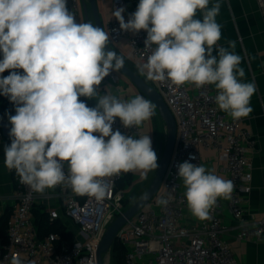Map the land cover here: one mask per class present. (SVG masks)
Instances as JSON below:
<instances>
[{
  "label": "clouds",
  "instance_id": "clouds-1",
  "mask_svg": "<svg viewBox=\"0 0 264 264\" xmlns=\"http://www.w3.org/2000/svg\"><path fill=\"white\" fill-rule=\"evenodd\" d=\"M210 3L139 0L127 22L123 7L112 15L122 31L147 33L150 54L138 65L147 79L170 82L175 89L211 85L218 108L239 120L253 110L256 85L243 79L235 42L229 41L233 51L218 46L221 0ZM109 40L103 28L77 22L67 0H0V95L15 106V114L8 115L11 144L5 146L4 164L34 192L65 185L100 200L110 191L106 178L129 172L146 176L158 168L148 134L113 131L116 118L125 129L140 127L153 116L154 105L140 95L124 100L98 91L105 77L124 66V58L107 48ZM80 97L97 103L89 107ZM177 167L194 217L209 219L218 199L231 198L233 181L215 169L188 161ZM10 264L32 262L17 256Z\"/></svg>",
  "mask_w": 264,
  "mask_h": 264
},
{
  "label": "built area",
  "instance_id": "built-area-1",
  "mask_svg": "<svg viewBox=\"0 0 264 264\" xmlns=\"http://www.w3.org/2000/svg\"><path fill=\"white\" fill-rule=\"evenodd\" d=\"M100 1L111 3L112 13L116 8L127 7V0ZM68 2L77 22H82V0ZM257 3L264 22V0H257ZM132 13L130 11L126 14L124 11L126 22ZM105 31L109 33L112 45L127 46L128 56L137 67L146 61L150 50L145 49V31L135 34L122 31L113 15ZM141 75L157 89L174 114L177 137L157 194L118 232L117 242L126 249L125 264H241L234 248L223 238L228 227L222 217V199H218L209 219L195 224L185 222L189 209L177 166L185 161L201 165L202 149L219 152L225 162L227 179L234 183L227 207L237 221V237L240 240L259 242L264 236V216L249 221L245 218L243 207L245 195L252 190L251 153L257 138L243 125L241 119L234 120L221 112L214 102L216 91L213 86L206 85L197 89L194 85L185 84L175 89L170 82H156ZM116 78L118 72H112L101 84ZM0 99L2 102L9 101L3 95H0ZM115 130L133 137L144 135L141 126L125 129L119 118L113 124ZM4 139L11 143L9 135L0 128V142ZM150 139L153 146L154 139ZM13 174V204L8 210L0 264H10L17 256L32 264H98L97 250L106 228L124 210L126 190L119 188L118 184L130 172L106 178L110 191L100 200L78 195L65 185L52 188L59 207L48 208L49 220L54 222L61 217V213L69 217L77 227L71 242L55 231L44 237L39 236L35 208L40 203L48 205V201L41 200L45 192H34L20 182L14 170ZM49 196V193H45V197ZM160 200H167V203H158Z\"/></svg>",
  "mask_w": 264,
  "mask_h": 264
},
{
  "label": "crops",
  "instance_id": "crops-1",
  "mask_svg": "<svg viewBox=\"0 0 264 264\" xmlns=\"http://www.w3.org/2000/svg\"><path fill=\"white\" fill-rule=\"evenodd\" d=\"M215 2L216 0H211L209 7ZM138 4L139 0H127V7L125 9L126 14L130 11L135 12ZM67 7L70 10L68 0ZM99 7L106 30L107 22L112 17L113 7L111 3L101 2L100 0ZM196 18L202 20V16L199 13H197ZM81 19L82 22H85L84 12L82 13ZM216 21L222 26V36L218 42V46H223L228 48L229 51H233V49L229 47V41L235 42L234 51L242 57L240 66L245 72V77L243 79L245 82L251 81L256 85V92L251 98V107L253 110L249 116L241 118L243 125L250 129L257 138V144L251 153L253 164L252 190L249 194L245 195L243 199L245 218L252 221L264 216V22L259 11L257 0H221V8L219 15L216 17ZM91 23L94 24L92 17ZM116 47L128 56V49L125 44H119ZM213 55H217L215 50L213 51ZM98 91L101 94L107 91L109 94L116 95L124 100L134 98L137 95L147 99L127 77L119 73L118 78L102 83ZM86 103L89 107H94L97 101L95 99H87ZM4 104L5 103L0 99V128L3 129L6 135H9L11 125L8 120V115H14V107L13 105H9L6 108ZM221 112L231 117L225 112ZM161 119L160 117L158 124V140L154 139V124L152 117L141 125L143 134H148L154 139L152 147L157 157L162 143V128H165L163 120ZM10 144L11 143L5 139L0 142V252L5 242L8 210L13 204L12 193L14 189V174L13 170H9L4 164V149L5 146H10ZM200 157L201 165L205 166L207 169H215L217 175L227 179L228 175L225 169V162L219 152L202 149ZM154 172L155 170L150 171L146 176H141L139 172H130V176L125 180L126 192L136 189L138 194H142L149 186ZM181 188L185 191L183 181ZM52 192H54L53 189H47L45 191V193H49V197H45V193L44 195L42 194L43 197L41 200L48 201V205H46L47 209L50 207H59V205H57V198ZM222 200L224 203L222 217L224 223L228 227V230L223 234V238L234 248L236 256L241 264H264V236L259 242L238 239L237 221L233 218L227 207L228 199ZM43 204L45 203H40V205ZM62 214L63 213H61V215ZM64 217L66 218V215ZM201 221L203 220L194 217L190 211L186 213L185 222L187 224H195ZM65 223L71 226L73 228L72 230H74V228L77 230V227L70 219L66 218Z\"/></svg>",
  "mask_w": 264,
  "mask_h": 264
},
{
  "label": "water",
  "instance_id": "water-1",
  "mask_svg": "<svg viewBox=\"0 0 264 264\" xmlns=\"http://www.w3.org/2000/svg\"><path fill=\"white\" fill-rule=\"evenodd\" d=\"M82 5L85 22H91L92 17L94 25L103 28L105 31L100 13L99 0H82ZM107 48L115 51L117 55L120 56L110 41ZM118 73L127 77L138 88V90L153 103L165 124L167 129V138L165 142H162L160 145L158 153V168L155 170L149 186L139 197L135 198L126 209L117 215L106 228L97 250L98 264H109V253L117 241L119 230L157 194L168 169L177 137L176 118L157 89L147 82V80L140 73L131 69L125 62L124 66Z\"/></svg>",
  "mask_w": 264,
  "mask_h": 264
},
{
  "label": "trees",
  "instance_id": "trees-1",
  "mask_svg": "<svg viewBox=\"0 0 264 264\" xmlns=\"http://www.w3.org/2000/svg\"><path fill=\"white\" fill-rule=\"evenodd\" d=\"M113 47L116 49V51L119 53L121 57L124 58V62L133 70L137 71L138 73L141 74L139 71L138 67L129 59L127 55H125L122 51H120L114 44ZM22 72V70H20ZM9 75V71H5L3 73V76ZM147 82H149L147 80ZM81 100L87 102V99L85 97H80ZM4 107H8L9 105H13L10 101H3ZM14 107V114H15V106ZM153 124H154V139L158 140L159 136V129H158V124L160 121V116L159 112L157 109L154 107V114L152 116ZM130 175L125 176L118 184L119 188L125 189L126 183L125 180L129 177ZM136 195V189H133L130 192H126L125 197L123 198V206L124 209H126L132 200L134 199ZM35 217H36V225L38 228V234L40 237H44L46 234L49 232L55 231L58 232L64 239H66L68 242L73 241L76 235V231L70 229L67 224L65 223L64 220L58 218L54 222H50L49 220V210L47 209V206L45 204L43 205H38L35 208ZM113 261L114 264H125V252L126 249L119 244L117 241L115 242L113 248Z\"/></svg>",
  "mask_w": 264,
  "mask_h": 264
},
{
  "label": "rangeland",
  "instance_id": "rangeland-1",
  "mask_svg": "<svg viewBox=\"0 0 264 264\" xmlns=\"http://www.w3.org/2000/svg\"><path fill=\"white\" fill-rule=\"evenodd\" d=\"M151 82V81H150ZM151 84V83H150ZM162 120V119H161ZM164 123V122H163ZM165 125V124H164ZM166 138H167V129H166V127L163 129L162 128V132H161V142H165V140H166ZM159 162V161H158ZM152 180V179H151ZM151 182V181H150ZM141 194H138L137 192H136V195H135V197H134V199L135 198H137V197H139ZM134 199L132 200V202L134 201ZM131 202V203H132ZM130 203V204H131ZM65 215L64 214H62L61 215V218L60 219H62V220H64V221H66V218L67 219H70L69 217H67L66 216V218L64 217ZM68 227H70L71 229H73L71 226H69V225H67ZM74 230L77 232V230H76V228H74ZM109 258H110V261H109V264H114V261H113V252H112V250L110 251V253H109Z\"/></svg>",
  "mask_w": 264,
  "mask_h": 264
}]
</instances>
